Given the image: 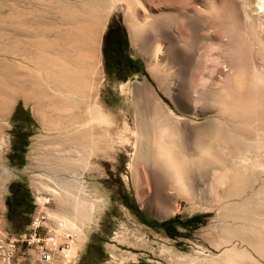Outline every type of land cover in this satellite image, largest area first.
Wrapping results in <instances>:
<instances>
[{
    "label": "rangeland",
    "instance_id": "374dc122",
    "mask_svg": "<svg viewBox=\"0 0 264 264\" xmlns=\"http://www.w3.org/2000/svg\"><path fill=\"white\" fill-rule=\"evenodd\" d=\"M129 1L134 7L130 10L126 8L128 0H116L99 34L96 101L107 122L101 124L102 134L93 152H75L73 166L61 173L68 182L71 198L66 201L53 195L50 219L60 229L74 234L71 249L77 255L76 264H226L222 259L225 240L219 241L225 224L221 198L226 184L220 178L221 171L215 169L209 179L200 181L195 187V199L187 194L175 196L176 190L166 184V188L162 187L159 177L163 174L158 175L151 163L147 165L143 160L134 163L138 144L134 133L136 99L144 93L153 106L160 103L164 111L173 110L181 117H171L191 128L224 115L219 107L206 105L202 92L233 84L229 74L234 65L245 66L246 71L260 67L264 70V0H190L185 4L182 0ZM46 2L0 0L1 59L5 56L4 29L10 31L9 36L5 34L12 43L32 39L27 37L30 29L18 28L25 36L13 25L4 24L7 23L2 16L4 12L14 11L18 15L17 24L30 25L34 31V24L26 18H33L38 6L46 8ZM31 8L36 12L32 10L34 13L30 14ZM112 28L121 31L125 38L121 52L114 50L113 58L110 57L114 43ZM156 62L161 70L166 69L164 85L151 74L150 65L155 66ZM6 111L5 116L0 112V202L5 197L6 206L0 234L25 229L32 213V191L50 193L49 189L59 186L49 177L48 169L29 168L40 162L32 157V139H45L49 134L36 116L35 101L16 97ZM40 147L37 156L45 150L44 144ZM4 167L10 171H4ZM77 177L83 180V186L76 182ZM16 189L31 205L26 212L14 207ZM75 200L84 201L85 212L73 218L70 203ZM62 217H67L68 222ZM62 222L64 227L58 224ZM18 258L24 264L34 263L33 254L26 257L19 254Z\"/></svg>",
    "mask_w": 264,
    "mask_h": 264
},
{
    "label": "bare ground",
    "instance_id": "6f19581e",
    "mask_svg": "<svg viewBox=\"0 0 264 264\" xmlns=\"http://www.w3.org/2000/svg\"><path fill=\"white\" fill-rule=\"evenodd\" d=\"M45 1L48 6L40 5L44 9L38 6L43 9L36 8L38 13L31 8L30 14L34 13L32 10L36 12L33 18L30 16L32 19L24 15L27 22L34 24V31L30 25L21 27L17 24L18 15L11 9L2 15L7 22L3 23L13 25L20 34L18 28L30 29L31 34L27 37L32 39L27 42V38L24 43L22 38L23 44L17 38L19 42L12 43L10 38L11 41L6 40L10 31L4 29L6 39L2 50L5 56L0 58V112L7 113L13 100L19 96H23L26 102L35 101L36 116L49 134L45 139H32V157L40 162L29 168L48 169L49 177L59 186L47 193L67 201L71 190H68V182L63 180L61 173L73 166L75 152H93L102 134L101 124L107 122L103 108L96 101L100 74L99 34L116 0ZM186 1L190 0H182V3ZM127 4L128 10L134 8L129 0ZM131 33L134 39L138 38L135 31ZM160 50L158 47L157 51ZM150 66L151 74L160 85H164L166 69L161 70L158 62ZM244 67H232L229 77L234 80L233 84L202 92L206 105L214 109L219 107L224 115L220 114L217 120L210 119L201 126H182L171 117L176 115L173 110L164 111L160 103L153 106L143 92L145 96L137 95V130L134 133L138 136V144L134 163L141 160L147 165L151 163L157 174H163L159 177L155 173L162 178V187L166 184L174 192L176 190L175 196L187 194L192 199H195V187L200 181L209 179L215 169L220 170V178L226 184L221 198L225 224L222 226L223 237L219 240H225L223 262L264 264V70L249 68L253 72L247 74L250 70L246 71ZM254 139L256 141H252ZM41 144L45 150L37 156ZM251 151L257 154L252 156ZM3 169L10 171L6 167ZM75 180L83 186L81 178ZM156 182L160 183V180ZM70 204L73 218L85 212L82 208L84 201L75 200ZM62 218L67 221V217ZM58 224L64 227L65 223Z\"/></svg>",
    "mask_w": 264,
    "mask_h": 264
},
{
    "label": "built area",
    "instance_id": "2783aa9c",
    "mask_svg": "<svg viewBox=\"0 0 264 264\" xmlns=\"http://www.w3.org/2000/svg\"><path fill=\"white\" fill-rule=\"evenodd\" d=\"M31 197L32 213L25 229L0 234V264H24L19 254L25 257L33 254V264H76L77 255L71 249L74 234L60 229L50 219L53 197L38 190L32 191ZM3 217L0 209V220Z\"/></svg>",
    "mask_w": 264,
    "mask_h": 264
},
{
    "label": "flooded vegetation",
    "instance_id": "af4514ba",
    "mask_svg": "<svg viewBox=\"0 0 264 264\" xmlns=\"http://www.w3.org/2000/svg\"><path fill=\"white\" fill-rule=\"evenodd\" d=\"M110 35H112L113 37V40H114V43L112 44L111 46V49H112V53H111V58H113L112 55H115V52L114 50H116L117 52H121L122 50V47L124 45V36L122 35L121 31H118L117 29H113L110 31ZM117 57V56H116ZM127 57L125 56V58H123V62L125 61ZM120 61V60H118ZM121 64V62H119Z\"/></svg>",
    "mask_w": 264,
    "mask_h": 264
},
{
    "label": "trees",
    "instance_id": "16d2710c",
    "mask_svg": "<svg viewBox=\"0 0 264 264\" xmlns=\"http://www.w3.org/2000/svg\"><path fill=\"white\" fill-rule=\"evenodd\" d=\"M16 199L17 202L14 205L16 211H24L26 212L29 208L31 209V205L27 202V197L24 194L18 193V189H16Z\"/></svg>",
    "mask_w": 264,
    "mask_h": 264
},
{
    "label": "crops",
    "instance_id": "0c3cea01",
    "mask_svg": "<svg viewBox=\"0 0 264 264\" xmlns=\"http://www.w3.org/2000/svg\"><path fill=\"white\" fill-rule=\"evenodd\" d=\"M0 209L3 212L4 218H6V206H5V197L4 199L0 202Z\"/></svg>",
    "mask_w": 264,
    "mask_h": 264
}]
</instances>
